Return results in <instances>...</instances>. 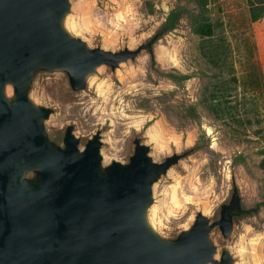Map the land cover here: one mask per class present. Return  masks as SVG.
I'll return each instance as SVG.
<instances>
[{
    "label": "water",
    "instance_id": "95a60500",
    "mask_svg": "<svg viewBox=\"0 0 264 264\" xmlns=\"http://www.w3.org/2000/svg\"><path fill=\"white\" fill-rule=\"evenodd\" d=\"M73 12V0H0V264H238L215 237L255 210L234 176L217 214L199 209L172 235L155 219L157 183L196 147L158 160L135 134L126 159H107L102 127L85 140L73 122L50 129L56 106L34 96L42 76L80 94L101 67L153 56L170 26L114 49L75 33Z\"/></svg>",
    "mask_w": 264,
    "mask_h": 264
},
{
    "label": "rangeland",
    "instance_id": "374dc122",
    "mask_svg": "<svg viewBox=\"0 0 264 264\" xmlns=\"http://www.w3.org/2000/svg\"><path fill=\"white\" fill-rule=\"evenodd\" d=\"M73 2L72 28L92 45L135 47L170 26L153 56L101 67L80 94L60 75L42 76L34 96L56 106L50 129L73 122L85 140L102 127L107 159H126L135 134L158 160L196 147L156 185L158 226L172 235L199 209L217 214L234 176L255 210L236 220L229 239L215 237L238 264H264V14L255 18L264 0H135L126 20L116 16L118 0ZM98 84L109 86L107 100ZM154 123L169 137L161 149L149 133Z\"/></svg>",
    "mask_w": 264,
    "mask_h": 264
},
{
    "label": "bare ground",
    "instance_id": "6f19581e",
    "mask_svg": "<svg viewBox=\"0 0 264 264\" xmlns=\"http://www.w3.org/2000/svg\"><path fill=\"white\" fill-rule=\"evenodd\" d=\"M134 3H135V0H118V2H117L118 8H116V9H118L119 11L117 10V12H118L117 14L115 12L117 18L126 20L128 18L126 16V14H129V13L135 14L136 7L133 6V5H135ZM106 7H108V6H106ZM124 7H127L126 14H124V11H123ZM115 14H114V16H115ZM132 16H134V15H132ZM130 17H129V19H130ZM74 19H75V17H74ZM82 23H84V22H82ZM111 23H112V21H111ZM85 25H86V23H85ZM88 30H89V28H88ZM102 84H103V82H102ZM102 84H98V91H100V94H103L104 98L107 100L110 96V95H107V93H106L107 90H109V86H108V88L104 89ZM157 123L156 124L154 123V125H151V127L149 128V133H150V136L156 140L155 145L157 144L158 148L161 149L163 147H166L167 140L169 137H166V135L163 133V131L161 130V128L158 126ZM165 132H166V130H165ZM175 142L178 143L179 141H175ZM173 192H174L173 193V196H174V194L176 192V188H174Z\"/></svg>",
    "mask_w": 264,
    "mask_h": 264
},
{
    "label": "trees",
    "instance_id": "16d2710c",
    "mask_svg": "<svg viewBox=\"0 0 264 264\" xmlns=\"http://www.w3.org/2000/svg\"><path fill=\"white\" fill-rule=\"evenodd\" d=\"M263 14H264V7L261 6V7H260V11H259V13L255 16V18H258V17L262 16Z\"/></svg>",
    "mask_w": 264,
    "mask_h": 264
}]
</instances>
